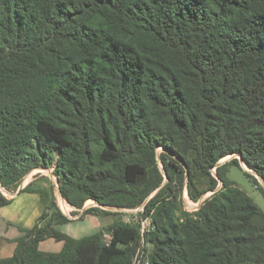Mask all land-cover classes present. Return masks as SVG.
<instances>
[{"label":"trees","instance_id":"trees-1","mask_svg":"<svg viewBox=\"0 0 264 264\" xmlns=\"http://www.w3.org/2000/svg\"><path fill=\"white\" fill-rule=\"evenodd\" d=\"M237 154L264 180V0H0L2 187L55 165L73 215L90 199L100 206L85 215L111 214L102 206L138 208L155 192L144 233L121 220L74 238L32 181L21 191L46 209L0 264H133L143 242L147 264H264V211L225 172L239 158L218 166ZM185 165L194 201L223 186L178 216ZM11 201L0 190V209ZM48 238L63 248L40 250Z\"/></svg>","mask_w":264,"mask_h":264},{"label":"rangeland","instance_id":"rangeland-1","mask_svg":"<svg viewBox=\"0 0 264 264\" xmlns=\"http://www.w3.org/2000/svg\"><path fill=\"white\" fill-rule=\"evenodd\" d=\"M161 151H162V148H159L158 149V155H159L158 163H159V167H160L161 171L163 172V174L165 176L164 182L162 184V185H164L169 179H168V176L166 175L165 169H164L163 164L161 162V158H160ZM234 157L239 158L238 154L232 155L226 159H221L218 164L221 163V165H222L226 162H229ZM239 160H240L239 166L229 164L225 168V172H226L227 176L229 177V179L231 181H233L239 188L244 190L249 196H251L252 199L257 203V205L264 211V194L262 193L260 188L257 187L256 184H254V182L247 175L246 172H250L251 174H254L257 177L260 185H262V186H264V180L260 176H257L253 171H251L249 169V167L246 166V164H244V162L241 161L240 158H239ZM185 167H186L185 168L186 169V175H185L186 178H185V182L183 185L184 188L182 187L181 190L178 191V193H177L178 209H177L176 213L178 216H181L182 212H194V211L198 210L200 208V206L202 205V203L207 198H210L212 196V194H214L216 191H219L223 186V182L221 181V179H219L218 180L219 184L217 185L216 188H214L213 190H207L205 193H203L201 195V197L198 199V201H194L191 198V196L189 195V189H188V182H189V175H190L189 169L186 165H185ZM36 169L39 170L38 173H36V174L39 176L43 175L42 178H44V179H42L41 181H43V182H40V183H38L37 181H34L32 188L41 189V190H44V192L46 191L47 194H46L45 199L47 200L49 206H51L50 207L51 209L49 212L51 214H55L56 213V207L55 206H57L61 209L63 207L64 211H66L68 213L69 210H71V209L68 210V208H65L64 198L62 197L61 192H60L59 179H58L57 175L54 173L55 165H53L50 168L39 167ZM29 175L30 174H28L24 178L22 183L26 180V178ZM212 176H214L215 178L218 179V177H217V166H215L211 169V176L198 171L197 175L195 174V180H194V184H195L194 189L195 190L194 191H198V190H201L203 188H208V186L213 183ZM0 190L2 192L4 191L5 194L9 195L7 189L2 187ZM154 193L155 192H153L147 198V200L144 202V204L138 208H121V207H117V206H102V207L107 208L109 210L119 212V213H111V214H97L96 216L99 218L101 223H103L102 229H106L109 224L114 223V222H118L121 220L132 225L133 227H135L137 229L139 227L142 228V221L145 219H148V218H145V217L142 218L141 213L144 212V207H145L147 201L151 198V196ZM53 203H55V205H53ZM90 206H100V204L98 202H96L95 200L90 199L86 202L85 206L81 210H84ZM69 208H70V206H69ZM81 210H79V213H78V216L79 217L81 216V218L78 217V219H75L77 221L78 220L82 221L86 217L85 213H80ZM151 221H152V219L149 217V222H151ZM71 226L72 225H67V226H65V228H69ZM73 226H75V225L73 224ZM92 232L93 231L90 230V227H88L85 230L78 233L77 235H78V237H82V236L88 235ZM48 242L54 243V241H45L44 244H48ZM143 244L145 245L146 248H144L143 247L144 245H143L137 249V252L133 258V264H147L148 263V255H149L151 249H150V247L147 246L146 242H143ZM48 250L54 251V248H49Z\"/></svg>","mask_w":264,"mask_h":264},{"label":"crops","instance_id":"crops-1","mask_svg":"<svg viewBox=\"0 0 264 264\" xmlns=\"http://www.w3.org/2000/svg\"><path fill=\"white\" fill-rule=\"evenodd\" d=\"M38 171V169H34L29 173L30 175L22 184H20L16 191L11 192L7 190L9 195L5 194L3 191L4 195L7 198H11L12 201L10 204H7L0 209V258L9 257L14 254L17 246L15 240L23 235L21 228L33 227L46 209V203L40 193L21 191L32 181H37L38 183L43 182L41 181L44 179L42 178L43 175L39 176L36 174ZM84 211L85 209L81 210L80 213H84ZM63 212L71 219V221L58 225L57 227L74 238L87 236L84 235L78 237L77 234L88 227L93 231L88 235L104 230L102 229L103 223H101L99 218L94 214H86V217L82 221H77L75 219H78L79 212L74 216L71 212ZM79 218H81V216ZM73 224L75 226H73ZM67 225L72 226L65 228ZM45 241H54V243L48 242V244H44ZM63 245L64 243L62 241L48 238L40 242L39 249L46 252H59L63 248ZM49 248H54V251L48 250Z\"/></svg>","mask_w":264,"mask_h":264},{"label":"built area","instance_id":"built-area-1","mask_svg":"<svg viewBox=\"0 0 264 264\" xmlns=\"http://www.w3.org/2000/svg\"><path fill=\"white\" fill-rule=\"evenodd\" d=\"M1 188H2V187H1V183H0V189H1ZM62 210L64 211L63 207H62ZM149 226H150L149 219H145V220L142 221V231H143V233H144V231H145ZM104 240H105V242L110 243V242L112 241V236H111V234L106 233V234L104 235Z\"/></svg>","mask_w":264,"mask_h":264},{"label":"water","instance_id":"water-1","mask_svg":"<svg viewBox=\"0 0 264 264\" xmlns=\"http://www.w3.org/2000/svg\"><path fill=\"white\" fill-rule=\"evenodd\" d=\"M238 156H239V158L241 159V161L244 162V164H246L245 161L243 160V158L241 157V155L239 154ZM219 165H221V163L218 164V166H219ZM246 165H247V164H246ZM247 166H248V165H247ZM251 171H252V169H251ZM253 172H254V171H253ZM254 173H255V172H254ZM255 174H256L257 176H259L257 173H255ZM221 181H222V180H221ZM1 186H2V185H1ZM3 188H4V187H3ZM111 209H112V208H111Z\"/></svg>","mask_w":264,"mask_h":264},{"label":"bare ground","instance_id":"bare-ground-1","mask_svg":"<svg viewBox=\"0 0 264 264\" xmlns=\"http://www.w3.org/2000/svg\"><path fill=\"white\" fill-rule=\"evenodd\" d=\"M247 166V165H246Z\"/></svg>","mask_w":264,"mask_h":264}]
</instances>
